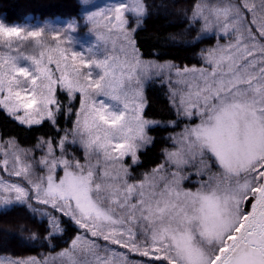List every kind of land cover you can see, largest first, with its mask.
Segmentation results:
<instances>
[{"label":"snow or ice","instance_id":"obj_1","mask_svg":"<svg viewBox=\"0 0 264 264\" xmlns=\"http://www.w3.org/2000/svg\"><path fill=\"white\" fill-rule=\"evenodd\" d=\"M259 7L264 11V0ZM192 11L203 30H218L228 41L203 49L201 67L142 60L134 37L147 14L144 0H114L87 12L95 43L79 51L75 19L29 25L10 22L7 8L0 13V109L28 126H55L65 108L75 116L59 141L37 142L35 150L44 154L31 155V162L24 158L34 150L0 143V173L8 176L0 175V210L26 206L49 225L47 235L23 239L51 244L70 222L82 233L58 254L68 264H115L100 255L110 245L147 258L141 264H264V15L248 19L257 6L247 0L212 9L201 0ZM165 68L195 82L178 81L185 94L173 93L176 119L162 124L145 118L144 87L151 69L162 74ZM58 90L69 105L57 99ZM181 121V131L168 136L164 162L136 180L131 169L153 142L149 130ZM75 145L83 162L67 150ZM93 155L119 167L101 169ZM77 253L91 259L82 262Z\"/></svg>","mask_w":264,"mask_h":264},{"label":"trees","instance_id":"obj_2","mask_svg":"<svg viewBox=\"0 0 264 264\" xmlns=\"http://www.w3.org/2000/svg\"><path fill=\"white\" fill-rule=\"evenodd\" d=\"M198 0H144L147 14L143 17L141 26L135 32V40L141 55L146 59L172 61L178 66H201L203 61L200 53L211 48L217 41L214 35L198 37L202 30V21L193 18V7ZM7 8L9 21L21 23L28 18H80L82 5L79 0H0V13ZM66 101L65 94L59 95ZM146 107L144 115L166 123L176 119L175 107L171 103L169 85L162 78L149 81L145 88ZM78 101L77 99L74 100ZM73 111L77 104L73 102ZM75 116L67 115L63 110L57 117L55 126L49 121L41 125L27 126L20 124L0 109V138H15L23 147H34L42 139H57L65 130L72 127ZM186 121H181L175 128L154 127L149 130L153 142L139 152L140 163L131 169L132 175L139 180L142 175L161 164L166 148L172 146L168 139L183 128ZM78 152V150L75 148ZM192 188V184L186 185ZM66 220V218H64ZM63 232L51 244L33 242L23 238L33 232L41 236L47 235L45 229L49 226L46 219L33 214L26 206H16L8 211L0 210V255L14 257L37 256L44 258L47 254L65 249L80 231L70 222L61 224ZM23 226V230L21 227Z\"/></svg>","mask_w":264,"mask_h":264},{"label":"rangeland","instance_id":"obj_3","mask_svg":"<svg viewBox=\"0 0 264 264\" xmlns=\"http://www.w3.org/2000/svg\"><path fill=\"white\" fill-rule=\"evenodd\" d=\"M79 1H80L81 5H82V11H81V17L80 18L55 17V18L38 19V18L30 17L26 21L21 22V23H26V24H29V25H43L45 22H48V23L53 24L55 26H61V25L65 24L66 21L75 19L78 22L77 23V28H76V39L79 42V44L75 45V47H76V50L79 51V50H81L79 45H84V47H87L89 43H92V44L95 43V36H94L93 33H91L89 31V29L91 28V24H87L86 25V23H85L84 17L86 15V13L89 12V11H97L100 8H104V7L110 6L111 4L114 3V0H86V2H85V0H79ZM128 2L131 3V0H128ZM198 2H201V0H198ZM202 2L207 8L212 9V8L219 7L222 2L226 4L227 0H202ZM247 2L249 4H253L254 3L257 6V11L255 13H248L247 14L248 19H252L253 16L258 18V17L264 15V11H262L260 9V7H259L260 0H247ZM205 14H207V12ZM129 21H130V23L133 26H135V19H134L133 16L129 15ZM201 21H203V20H201ZM259 22L260 21L258 19L257 23L259 24ZM206 35H214V36L217 37V41H216L215 45L217 43H220V44L228 43V41L226 39H219V31L218 30H215V31L207 30V31H205V30H203V24H202V30H201V32H200L198 37L206 36ZM108 46L111 47V44L109 43ZM22 50L25 52V54H28L31 51V45L28 44L27 42H25L24 45L22 46ZM141 57H142V60L145 63L152 62V63H158V64H174L172 61H169V60H167V61H158V60H156L154 58L146 59L142 55H141ZM188 67H193V66H188ZM148 77L149 78L145 81L144 95H145V88H146V86H147V84L149 83L150 80L155 79V78H162L169 85L170 99H171V103L172 104H173V93L185 94L184 83H178V81H190V82H193V83L195 82L191 75H189L187 77H178V76L175 75V69H167V68L164 69L162 74L159 73L158 69H151L148 72ZM61 93L65 94V96H66V101L65 102L63 100H61L60 97H59V95ZM57 99L60 100L64 105H69V103H70L68 94L66 92H62V91L58 90ZM75 99H77L78 101L75 102L74 101ZM75 99L71 101V106H72L73 102H74V104L76 103L77 104V109L76 110H78L79 106H80L79 94L76 95ZM173 106H174V104H173ZM64 110H66V108ZM66 112H67V110H66ZM146 119H149V118H146ZM149 120L158 121L156 119H149ZM159 122H161V121H159ZM63 134H62V136H63ZM148 135L151 136L149 134V132H148ZM60 138H57L54 141H59ZM42 139L48 140V139H45V138H42ZM7 141H15V143L19 146L20 149H24V150L32 149V150H34L33 153H31L28 157L24 158L26 160V162H31V155H34L35 157L39 158L40 156H42L44 154V152L41 151V150H35V146L36 145L34 147H23V146L19 145L16 142L15 138H13V137H9V138H6V139H1L0 138V143H4V142H7ZM75 148L78 150V152L75 150ZM143 149H145V148H143ZM166 149H171V147L170 148H166ZM67 150L69 152L73 153L77 158H80L81 162H83L84 153H83V150L80 148L79 145L68 146ZM45 151H46V148H45ZM56 154H57V156H59V152H57ZM0 159H2V157H0ZM97 160L100 161L99 167L101 169L106 167V168H108L109 171H111L113 167H116V168L119 167V165L113 166V165L105 164L102 155L101 156L93 155L91 157V162L93 164H95ZM125 162H126V164H131V159L130 158H126ZM36 172H37V174H41L39 168L36 169ZM59 174L63 175L62 172H60ZM0 175H4V178L8 179L7 173H0ZM193 179H195V177H193ZM13 180L15 181L16 178H13ZM194 187L195 186L193 185L192 188L194 189ZM40 218L41 219H46L45 217H42V216H40ZM61 227H62V225H61ZM78 233H82V230H80ZM138 240L139 241H143L144 240V236L140 235L138 237ZM97 243L99 245H101L102 249H103V246L106 244V242L103 241L102 238L97 239ZM62 250L57 251V252L49 253L44 258H38L37 256H33V255L32 256H23V257H14V256H9V255H0V262H3V264H7V262L11 261V260L34 258V259H36L38 261L46 262V264H68V260H67L66 257H61V256L58 255ZM100 255L102 257H107L109 261H115V264H125V262H126V264H141V261H144V260L147 259L145 257H141L138 253L132 252L129 249H125V248H123V247H121L119 245H110L108 251L107 252L101 251ZM77 256L82 262L85 261V260H90L91 259V257L84 256L83 254H80V253H77Z\"/></svg>","mask_w":264,"mask_h":264},{"label":"crops","instance_id":"obj_4","mask_svg":"<svg viewBox=\"0 0 264 264\" xmlns=\"http://www.w3.org/2000/svg\"><path fill=\"white\" fill-rule=\"evenodd\" d=\"M202 24H203V21H202ZM215 43H216V42H215ZM215 43H214V45H215ZM214 45H213V46H214ZM213 46H212V47H213ZM202 65H203V64H202ZM202 65H201V66H202ZM201 66H196V67H201Z\"/></svg>","mask_w":264,"mask_h":264}]
</instances>
